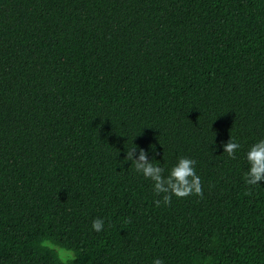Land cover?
<instances>
[{
	"label": "trees",
	"instance_id": "1",
	"mask_svg": "<svg viewBox=\"0 0 264 264\" xmlns=\"http://www.w3.org/2000/svg\"><path fill=\"white\" fill-rule=\"evenodd\" d=\"M259 140L264 0H0V264H264Z\"/></svg>",
	"mask_w": 264,
	"mask_h": 264
},
{
	"label": "clouds",
	"instance_id": "2",
	"mask_svg": "<svg viewBox=\"0 0 264 264\" xmlns=\"http://www.w3.org/2000/svg\"><path fill=\"white\" fill-rule=\"evenodd\" d=\"M239 147L240 145L233 138H230L228 143L224 145V152L230 158L235 159L234 153ZM136 151L137 146L127 150L124 159L131 161L138 173L153 182L156 195L164 194L163 202L165 205L170 204L173 195L178 198L193 194L203 196L201 180L194 168L195 160L180 157L178 163L171 168L170 174L165 177L163 175L164 169L152 163L144 149H139V157L134 159ZM246 158L249 169L245 174V182L249 185H256L264 180V140H259L252 144L246 153ZM245 195H250V191L245 192ZM155 203L159 206L160 200H156ZM103 225L104 221L100 218L92 222V228L97 232L103 230ZM72 258L74 259L75 257ZM153 264H163V261L157 258L153 261Z\"/></svg>",
	"mask_w": 264,
	"mask_h": 264
}]
</instances>
